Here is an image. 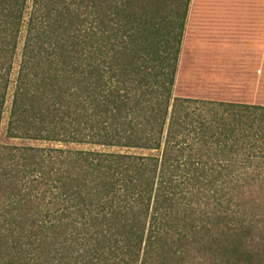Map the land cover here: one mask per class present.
Returning a JSON list of instances; mask_svg holds the SVG:
<instances>
[{
    "label": "trees",
    "instance_id": "1",
    "mask_svg": "<svg viewBox=\"0 0 264 264\" xmlns=\"http://www.w3.org/2000/svg\"><path fill=\"white\" fill-rule=\"evenodd\" d=\"M191 2L0 0V264H264V105L174 97Z\"/></svg>",
    "mask_w": 264,
    "mask_h": 264
},
{
    "label": "rangeland",
    "instance_id": "2",
    "mask_svg": "<svg viewBox=\"0 0 264 264\" xmlns=\"http://www.w3.org/2000/svg\"><path fill=\"white\" fill-rule=\"evenodd\" d=\"M173 95L264 105V0H192Z\"/></svg>",
    "mask_w": 264,
    "mask_h": 264
}]
</instances>
